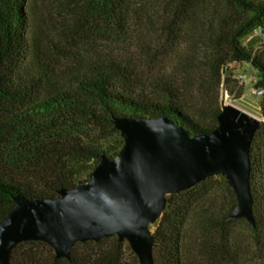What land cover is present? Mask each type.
<instances>
[{
	"label": "trees",
	"instance_id": "1",
	"mask_svg": "<svg viewBox=\"0 0 264 264\" xmlns=\"http://www.w3.org/2000/svg\"><path fill=\"white\" fill-rule=\"evenodd\" d=\"M177 2L178 9L187 0ZM76 17L74 29L98 37L131 35L144 31V0H63ZM31 6L29 0H0V221L16 207L15 197L29 200L57 198L89 180L103 156L117 157L124 145L117 118L158 119L167 117L191 136L210 133L219 125L222 109L213 115V125L200 124L185 112L179 91L167 80H155L148 95L138 94L139 83L116 62L60 76L42 64L38 77L20 71L29 55L27 39ZM208 37L215 52L212 73L221 80L232 62L249 63L257 71L256 88L263 90L260 107L264 116V44L256 49L243 40L256 30L264 34V2L224 0V7ZM37 57L45 55L39 48ZM117 136L114 150L103 141ZM121 136V137H119ZM251 192L256 226L245 219L252 245H264V122L251 145ZM220 193V195L217 194ZM237 198L223 176H212L193 188L168 196L165 212L156 224V264H186L188 241L199 233L196 251L213 262L231 259L229 220ZM132 250L116 236L98 242L77 243L71 259L57 258L45 242L29 241L17 246L11 264H126ZM188 251V252H187ZM136 259V258H135ZM139 260V259H138ZM137 261V259H136ZM138 263V262H137ZM140 264V263H139Z\"/></svg>",
	"mask_w": 264,
	"mask_h": 264
},
{
	"label": "water",
	"instance_id": "2",
	"mask_svg": "<svg viewBox=\"0 0 264 264\" xmlns=\"http://www.w3.org/2000/svg\"><path fill=\"white\" fill-rule=\"evenodd\" d=\"M262 120L223 102L216 129L191 136L167 117L117 118L124 145L114 159L103 156L89 180L62 189L57 198L15 197L17 207L0 221V264H11L21 243L41 241L57 258L70 260L77 243L117 236L140 264H156L152 226L168 196L223 176L237 205L229 220L256 226L251 192V145Z\"/></svg>",
	"mask_w": 264,
	"mask_h": 264
},
{
	"label": "rangeland",
	"instance_id": "3",
	"mask_svg": "<svg viewBox=\"0 0 264 264\" xmlns=\"http://www.w3.org/2000/svg\"><path fill=\"white\" fill-rule=\"evenodd\" d=\"M165 1L144 0V31L136 28L133 34L123 37H98L74 29L76 17L63 0H29L31 15L27 39L31 48L27 58L19 63L20 71L38 77L36 72L44 64L60 76H68L61 82L65 86L71 80L69 72L116 62L140 84L138 94L148 95L153 91L151 86L155 80L173 83L185 112L200 124L213 125V115L217 109H222L224 101L264 122L260 107L262 95L255 93L257 71L251 64L230 63L222 72L221 80L211 71L215 52L208 37L214 31L224 0H187L179 9L177 2L170 1L173 4L166 5ZM243 43H252L258 49L264 44L262 30H256ZM36 48L45 55L37 57L33 53ZM117 138L103 141L104 149L117 148ZM151 228L154 232L156 224ZM230 228L231 259L216 263L201 257L196 248L198 237L202 236L193 231L188 241L191 251H187L186 264H264V245L261 250L252 245L246 222L236 219ZM125 243L130 246L127 241ZM124 258L126 264H139L133 250H126Z\"/></svg>",
	"mask_w": 264,
	"mask_h": 264
},
{
	"label": "built area",
	"instance_id": "4",
	"mask_svg": "<svg viewBox=\"0 0 264 264\" xmlns=\"http://www.w3.org/2000/svg\"><path fill=\"white\" fill-rule=\"evenodd\" d=\"M255 93L257 95H263V90H259V89L256 88Z\"/></svg>",
	"mask_w": 264,
	"mask_h": 264
}]
</instances>
